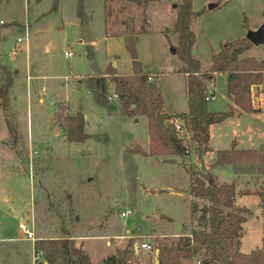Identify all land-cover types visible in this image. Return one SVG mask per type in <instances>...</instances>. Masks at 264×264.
<instances>
[{
	"label": "rangeland",
	"instance_id": "rangeland-1",
	"mask_svg": "<svg viewBox=\"0 0 264 264\" xmlns=\"http://www.w3.org/2000/svg\"><path fill=\"white\" fill-rule=\"evenodd\" d=\"M179 2L160 0L140 7L127 0H0V66L6 68L0 70V86L8 75L12 78L7 101L2 104L0 99V264H35L33 241L22 237L20 223L32 229L36 241L67 237L78 247L80 242L71 235L80 238L93 262L113 253L124 255L125 264H158L159 246L188 234L195 225L189 166L211 171L221 183L235 182V207L249 212L240 250L247 254L260 246L264 219L253 193L264 192V176L236 178L230 166L215 164L214 151L203 156L192 152L186 164L176 155L144 157L137 151L149 150L146 116L134 122L139 116L121 113L114 98L108 102L117 109L109 114L86 87L93 63L99 71L112 68L118 76L132 73L123 35L132 20L139 32L145 29L137 35L136 55L152 82L157 81L164 111L186 110L185 78L178 73L184 64L172 51L178 46L172 29ZM218 2L208 10L210 3ZM262 2L192 0L191 8L201 12L191 24L196 35L192 55L201 63L197 75L210 68L222 44L245 38L248 30L262 25ZM83 19L96 39L92 46L81 42ZM25 32L27 41L17 43ZM88 50L93 51V62ZM244 56L263 61L264 45ZM108 89L111 96L115 85ZM210 90L214 98L208 109L226 111L225 77L214 74ZM255 92L252 103L259 107L264 98ZM65 109L70 116L81 112L85 133L95 138L68 142L62 125L54 123L55 113ZM54 126L59 127L57 133ZM232 140L239 149H258L264 144V116L243 112L213 126L211 148L229 150ZM197 202L199 208L204 204ZM123 209L132 211L131 216L122 218ZM175 223L180 225L177 230ZM173 230L177 236L166 237ZM147 240L153 251L140 248Z\"/></svg>",
	"mask_w": 264,
	"mask_h": 264
},
{
	"label": "trees",
	"instance_id": "trees-1",
	"mask_svg": "<svg viewBox=\"0 0 264 264\" xmlns=\"http://www.w3.org/2000/svg\"><path fill=\"white\" fill-rule=\"evenodd\" d=\"M137 6L145 7L151 2L160 0H127ZM108 0H104L106 4ZM192 0H180L176 4V19L173 31L178 34V46L175 54L184 64L179 74L185 77V94H187V112L170 115L163 110L164 99L160 93L157 81L152 82L137 59L136 41L139 32L130 20L126 24L124 45L132 61L133 71L127 76H118L112 68L105 73L99 72L93 63V74L87 76L86 87L91 92L97 105L104 107L111 114L117 108L110 105L108 99L109 85H115V95L118 96L119 110L124 115L146 116L149 136L148 152L137 151L143 156L176 155L183 164L192 152L201 156L213 153L209 144L210 128L230 118L235 111L256 113L259 110L252 107L251 87L264 81V60L257 61L253 57H243L253 44L246 38L228 41L220 46L218 52L212 55V64L206 72L200 71V61L192 55L195 42V32L192 22L201 15L191 8ZM221 2L216 3L218 7ZM262 16L264 21V0ZM78 16L83 17L81 7L77 9ZM244 27L248 30L246 17ZM167 31V30H165ZM249 31V30H248ZM247 31V32H248ZM107 35V34H106ZM87 57L93 62V51H87ZM5 66H0L2 73ZM214 74L226 77V93L230 102L228 111H211L206 100V83L212 82ZM0 86L2 104L7 101L8 88L12 78L3 80ZM264 92V91H263ZM66 109L55 113V120L62 125L67 141L83 142L94 138L83 131L85 117L81 112L76 116L66 114ZM63 113V115H61ZM63 119V120H62ZM181 119L187 135L182 136L176 131L171 120ZM15 141L16 132L10 128ZM18 135V134H17ZM229 150H216L215 164L221 167L230 166L236 176H264V144L258 149H239L235 140ZM20 155V154H19ZM189 186L188 194L192 197L190 204L191 221L195 223L188 234L177 240L159 246L158 264H264V225L260 246L250 253L241 252L240 238L244 232L243 224L249 212L235 207L237 196L236 184L221 183L211 171L193 170L187 168ZM259 197L260 211L264 219V192L253 193ZM197 200L204 201L199 208ZM204 209V211H202ZM35 264H92L88 253L77 247L73 240L39 239L33 247ZM98 264H125L121 257L109 256Z\"/></svg>",
	"mask_w": 264,
	"mask_h": 264
},
{
	"label": "crops",
	"instance_id": "crops-1",
	"mask_svg": "<svg viewBox=\"0 0 264 264\" xmlns=\"http://www.w3.org/2000/svg\"><path fill=\"white\" fill-rule=\"evenodd\" d=\"M151 3H153V2H151ZM148 5H146V7H147ZM262 6H263V2H262ZM261 6V7H262ZM222 7H225L224 5L222 6ZM262 10H263V7H262ZM262 14V13H261ZM105 15V14H104ZM176 16V15H175ZM82 18V17H81ZM83 20H85V19H83ZM83 20H82V22H81V27H82V23H83ZM262 21H263V17H262V20L260 21V24L262 23ZM86 23H87V21H86ZM87 26H88V23H87ZM173 30V29H172ZM244 32H245V30H244ZM82 33V32H81ZM93 34V33H92ZM81 36H82V34H81ZM94 37V36H93ZM94 39H95V37H94ZM96 40V39H95ZM95 40L92 42V44L95 42ZM81 42H82V40H81ZM92 44H90L91 46H92ZM254 47V46H253ZM258 47V46H257ZM65 55V54H64ZM195 55V54H194ZM66 57V56H65ZM243 57H245L244 55H243ZM246 58V57H245ZM257 60V59H256ZM257 61H259V60H257ZM116 64V63H115ZM99 72H101V73H105V70L104 71H99ZM117 72H118V70H117ZM119 73V72H118ZM117 73V74H118ZM119 74H121V73H119ZM221 75V74H220ZM222 76H224V75H222ZM184 77V76H183ZM225 77V76H224ZM185 78V77H184ZM225 79H226V77H225ZM80 82V81H79ZM82 82V81H81ZM212 82H213V80H212ZM212 82H207L206 83V93H208L209 95H213L214 96V93L210 90V88H211V85H212ZM213 89V88H212ZM91 93V92H90ZM183 94H185V79H184V92H183ZM92 95V94H91ZM185 96V98H186V104H187V94H185L184 95ZM93 97V96H92ZM95 100V99H94ZM229 104H230V102H229V100H228V97H227V107H226V111H228V108H229ZM164 105V104H163ZM99 106V105H98ZM101 107V106H100ZM252 107L254 108V109H258L259 111L258 112H256V113H252V114H257V115H260V116H264V103H263V101L261 102V104H260V106L259 107H256V105H255V103L253 102L252 103ZM101 108H104V107H101ZM105 109V108H104ZM106 110V109H105ZM163 110H164V108H163ZM213 111H215V110H213ZM164 112H166V113H168V114H170V115H173V114H179V113H183V112H187V108H186V110H184V111H179V112H167V111H164ZM238 116H240V115H242V111H238ZM134 116V115H133ZM238 116H235L234 114L232 115V116H230V117H238ZM135 117V116H134ZM140 117L141 116H139V118L138 119H135V121L134 122H138L139 120H140ZM86 119V118H85ZM228 119H230V118H228ZM56 122V120H55V118H54V123ZM85 125V124H84ZM146 125H147V120H146ZM215 125V124H214ZM213 125V126H214ZM213 126H211V128H210V139H209V144H210V141H211V139H212V131H213ZM54 128H55V132L57 133L58 132V129H59V127H57V126H54ZM83 131H84V127H83ZM87 134V133H86ZM89 135V134H88ZM90 136H92V135H90ZM94 138H95V136H93ZM144 149V148H143ZM145 151L147 150V149H144ZM212 150L213 151H216L217 149H213L212 148ZM146 152H148V151H146ZM145 152V153H146ZM214 153V152H213ZM144 157H146V156H144ZM240 177L241 176H244V175H239ZM245 176H251V175H245ZM236 178H237V176H236ZM239 179V178H238ZM190 196V195H189ZM237 198V197H236ZM190 200H192V197L190 196ZM124 210V209H123ZM180 227V226H179ZM175 230V229H174ZM173 230V231H174ZM187 234V233H186ZM182 236L183 235H185V234H181ZM35 236V235H34ZM176 237L177 236V233H175V231L174 232H172L169 236H166V237ZM71 238H73V239H76V240H78L80 243H79V245H78V247H81L82 249H83V243H82V241L81 240H79L80 238H76V237H74L73 235H71ZM35 241H36V239H35ZM35 241H33L32 242V244H33V247H34V243H35ZM105 245H106V247H109V248H111V242L106 238V241H105ZM84 250V249H83ZM112 250V249H111ZM86 251V250H85ZM252 251V250H251ZM87 252V251H86ZM156 252H158V250H156L155 249V251H154V253H156ZM248 254V253H247ZM89 255V254H88ZM109 256H114V254L113 253H111L110 255H108L107 257H109ZM90 257V256H89ZM107 257H104V258H102V259H98V261L97 262H93L92 260H91V258H90V261H91V263L92 264H98V262H101L102 260H104V259H106Z\"/></svg>",
	"mask_w": 264,
	"mask_h": 264
},
{
	"label": "built area",
	"instance_id": "built-area-1",
	"mask_svg": "<svg viewBox=\"0 0 264 264\" xmlns=\"http://www.w3.org/2000/svg\"><path fill=\"white\" fill-rule=\"evenodd\" d=\"M2 23V22H1ZM28 39V34L27 32H25V35L23 38H18L17 39V43L19 44H23L24 42H26ZM65 56L66 58H70L71 57V53L69 52H66L65 53ZM255 90H259L261 93H260V96L264 98V95H263V92L264 91V81L262 82V84L260 85H254L251 87V93H252V98H254L257 94V92H255ZM118 99V96L115 95V93H112L111 94V97L109 99ZM214 98L213 95H209L207 94L206 96V100L207 101H212ZM179 120L178 119H174V120H171V122L173 123L174 125V128H176V131L181 134L182 136H184L186 133H185V130L184 128L182 127L183 125H181L180 122H178ZM187 135V134H186ZM131 213L132 211L128 210V209H124L122 210L119 215L122 217V218H128L131 216ZM18 229L21 231V235L23 238H25L26 240H31V241H35V236L33 235V232H32V229L31 228H28L25 224L23 223H20L18 225ZM140 248L149 252V251H153V248L150 244V241L147 240V241H142L140 243Z\"/></svg>",
	"mask_w": 264,
	"mask_h": 264
},
{
	"label": "water",
	"instance_id": "water-1",
	"mask_svg": "<svg viewBox=\"0 0 264 264\" xmlns=\"http://www.w3.org/2000/svg\"><path fill=\"white\" fill-rule=\"evenodd\" d=\"M216 7V3H210L207 8L210 11L211 9H214ZM82 42L84 44L90 45L92 44V42L95 40L93 37V34L91 32L90 29H88L86 20H83L82 23ZM245 38L250 41L253 46H263L264 45V21L262 22V25L257 29V30H249L246 35ZM173 53H175V49L172 50ZM192 54H194V52H192ZM113 67H116V64L114 63ZM238 111L234 112L235 116H238ZM204 211V209L202 210ZM179 224L175 223V230H177L179 228ZM135 248L137 249V244H135ZM122 260L124 261V255H122Z\"/></svg>",
	"mask_w": 264,
	"mask_h": 264
}]
</instances>
